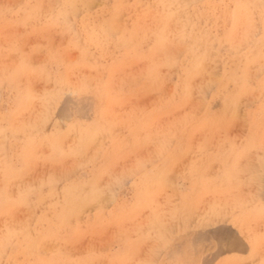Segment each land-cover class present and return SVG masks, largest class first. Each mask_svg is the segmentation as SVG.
Here are the masks:
<instances>
[{"label": "rangeland", "instance_id": "rangeland-1", "mask_svg": "<svg viewBox=\"0 0 264 264\" xmlns=\"http://www.w3.org/2000/svg\"><path fill=\"white\" fill-rule=\"evenodd\" d=\"M262 154L264 0H0V264H264Z\"/></svg>", "mask_w": 264, "mask_h": 264}, {"label": "bare ground", "instance_id": "bare-ground-1", "mask_svg": "<svg viewBox=\"0 0 264 264\" xmlns=\"http://www.w3.org/2000/svg\"><path fill=\"white\" fill-rule=\"evenodd\" d=\"M131 1V0H130ZM171 1H178V0H167V2H171ZM254 1H256V0H252V2H254ZM196 2V1H195ZM95 3V2H94ZM187 3H189V2H187ZM186 3V4H187ZM192 3H194V2H192ZM197 3V2H196ZM86 4V3H85ZM150 4V3H149ZM184 5V4H183ZM191 5V4H190ZM187 6V5H186ZM184 7V6H183ZM229 7H230V5H229ZM169 9V8H168ZM251 12H253V10L251 11ZM58 13V12H57ZM259 13H261V11H259ZM186 14V13H185ZM189 14V13H188ZM181 15V14H180ZM232 15V14H231ZM58 16V15H57ZM191 16V15H190ZM186 17V16H185ZM184 17V18H185ZM183 18V17H182ZM203 18V17H202ZM199 22H200V19H199ZM218 22V21H217ZM230 22V21H229ZM208 23V22H207ZM222 23V22H221ZM185 24V23H184ZM195 24H196V22H195ZM202 24V23H201ZM224 24V23H223ZM208 25V24H207ZM226 24H224V26H225ZM223 26V27H224ZM227 26H228V23H227ZM226 26V27H227ZM257 26V25H256ZM221 28V27H220ZM225 28V27H224ZM259 28V27H258ZM230 29V28H229ZM228 29V30H229ZM186 30H188V29H186ZM224 30V29H223ZM251 30V29H250ZM253 30V29H252ZM173 31V30H172ZM185 31V30H184ZM164 33V32H163ZM172 35V34H171ZM221 36V35H220ZM197 38V37H196ZM206 39V38H205ZM221 40V39H220ZM204 42H206L205 40H203ZM209 41V40H208ZM183 42H184V40H183ZM210 43V42H209ZM234 43V42H233ZM232 43V44H233ZM236 43V42H235ZM185 44H186V42H185ZM184 44V45H185ZM224 44V43H223ZM237 44V43H236ZM250 43H248V45H249ZM225 45V44H224ZM197 46H199V45H197ZM203 47V46H202ZM220 47V46H219ZM218 47V48H219ZM200 50V49H199ZM222 50V49H221ZM230 50V49H229ZM220 51L218 50V54H220L219 53ZM239 52V51H238ZM232 53V52H231ZM222 54V53H221ZM219 56V55H218ZM191 63H193L192 65V72L194 71V70H196L197 68H198V70L200 71L201 70V68H202V65H204V64H202V61H203V59H204V54H199V53H195V52H193L192 54H191ZM86 58V57H85ZM242 59V58H241ZM218 61H219V59H218ZM219 67V66H218ZM220 68V67H219ZM232 68V67H231ZM242 69H244V67L242 68ZM229 75H228V78H230V79H239V80H241L242 78H243V80L245 79V77L244 76H239L238 74H237V71H236V69L235 68H232V69H230L229 70ZM225 77V76H224ZM227 78V79H228ZM221 79V77L219 78V79H217V80H220ZM229 87V86H228ZM255 87V86H254ZM86 89V88H85ZM212 89V88H211ZM232 94H234V93H232ZM261 95H262V93H261ZM19 101V100H18ZM257 101H259V100H257ZM261 101V100H260ZM231 106V105H230ZM229 106V107H230ZM228 111V110H227ZM217 113V112H216ZM227 114V113H226ZM249 115V114H248ZM250 116V115H249ZM248 116V117H249ZM259 116H260V114H259ZM258 117V116H257ZM219 117H217V119H218ZM249 118H251V116L249 117ZM217 119H216V121H217ZM213 122V121H212ZM247 123V122H246ZM254 125H256V124H254ZM257 127L259 126V125H256ZM259 134H261V132L260 131H257V132H254V133H252L251 135L249 134V138L245 141V147H246V149H247V152H248V154H250V152L252 151V146H253V144H252V142H254V141H257V139H255V140H253V136H255V137H258V135ZM216 136V135H215ZM253 140V141H252ZM244 150H245V148H243ZM242 149V150H243ZM228 150H229V148H228ZM251 150V151H250ZM254 150V149H253ZM217 152H219V151H217ZM246 152V153H247ZM259 152H261V151H259ZM237 153H241L240 155H237ZM254 153V152H253ZM258 153V152H257ZM221 154V153H220ZM222 154H224L223 156H217L216 157V159L218 160V163L220 162V163H222V165L224 164L225 165V163L227 164H231V162H230V159L233 157V156H237V158H235V159H238L239 157L240 158H242L241 156H242V152L241 151H239V150H234V149H230L228 152L226 151V153H222ZM259 154V153H258ZM256 155V154H255ZM254 155V156H255ZM260 155V154H259ZM205 156V155H204ZM248 157H249V155H248ZM257 157V156H256ZM263 157H264V154H262L261 156H259V159L260 160H262L263 159ZM203 158V157H202ZM213 158V157H212ZM246 159H249V158H246ZM255 160V159H254ZM253 160V161H254ZM2 161V160H1ZM203 160H201L200 162H202ZM233 162H235V161H233ZM238 162V161H237ZM245 162H248L249 163V161H246L245 160ZM236 163V162H235ZM247 163V165L239 172L237 169H238V166L240 165V164H242V163H237L238 164V166H237V169L234 167V164H233V166L230 168L229 167V170H228V172H226L227 174H225V175H221V174H219V173H217L216 172V174H214V178H223V177H225V178H227V179H234L235 177H237V178H239V176H238V174L239 173H244V178H245V180L246 181H248V180H251V178H255V179H257L258 181H260V180H262L263 179V177H264V170L262 169V167L261 166H259L258 168H255V167H253V166H250V164H248ZM262 163L264 164V161H262ZM255 164V163H254ZM255 166V165H254ZM256 166H258V165H256ZM243 167V166H242ZM241 167V168H242ZM2 169V168H1ZM221 169V168H220ZM219 169V170H220ZM204 170V169H203ZM219 170H217V171H219ZM205 171V170H204ZM223 171H224V169H223ZM13 172V171H12ZM221 173H223V172H221ZM236 173H237V175H236ZM246 173V174H245ZM6 174V173H5ZM243 175V174H242ZM2 178V177H1ZM6 178V177H5ZM198 179V178H197ZM237 180V179H236ZM255 181V180H254ZM254 181H252V182H254ZM4 182V181H3ZM203 183H205L204 181H202ZM249 182V181H248ZM264 181H262V183H263ZM195 183V182H194ZM237 184V185H234V184ZM234 184H233V186L231 187V186H229V187H227V188H225L226 190H228V188L229 189H237L238 187H241V186H239L240 185V182H235ZM257 183V182H256ZM196 184H198V183H196ZM223 184V183H222ZM227 184H228V182H227ZM244 184H245V182H244ZM248 184H251V182L250 183H248ZM221 185V184H220ZM258 185V184H257ZM262 185H264V184H262ZM195 186V185H194ZM200 186V185H199ZM202 186H204V185H202ZM245 185H243V187H244ZM6 187V186H5ZM196 187V186H195ZM242 187V188H243ZM256 187V186H255ZM17 188V187H16ZM214 188H217V187H214ZM27 189V188H26ZM218 189V188H217ZM224 189V190H225ZM195 190V189H194ZM202 190V189H201ZM216 190V189H215ZM224 190H221V191H224ZM238 191H240V190H238ZM237 191V192H238ZM210 192V191H209ZM212 192H214L215 193V191H212ZM216 192H217V190H216ZM263 193V190L262 191H260L259 193H258V195L260 194V193ZM254 193V192H253ZM238 196H240V195H238ZM259 196H261V195H259ZM236 197V196H235ZM263 197V196H262ZM264 198V197H263ZM244 199V198H243ZM259 199V198H258ZM259 200H261V199H259ZM240 201H241V198H240ZM240 201H238L237 203H236V205H235V208L234 209H238V210H243V209H245V208H247V207H250L251 206V204H247V203H243V202H240ZM260 204H261V201L259 202ZM231 205V204H230ZM233 205V204H232ZM256 206H257V204H255ZM259 205V204H258ZM261 208V211H264V203H263V207H262V204H261V206H260ZM240 212V211H239ZM257 212H259V210L257 211ZM263 213V212H262ZM214 214V213H213ZM212 214V216H214L215 217V215H213ZM240 214H242L241 216H234L233 217V220H234V222L235 221H237V224H239L240 223V225L242 224V225H245L246 223L248 224V222H250L251 220H249L251 217H252V215H251V213H250V211H246L245 213H241L240 212ZM217 215V214H216ZM214 217H212L211 218V221L212 222H216V220H215V218ZM257 222V221H256ZM229 225V224H228ZM225 227V226H224ZM191 231V230H190ZM189 232V231H188ZM217 232V231H216ZM199 233H200V231H199ZM201 234V233H200ZM213 234V233H212ZM248 234H251V233H248ZM220 235V234H219ZM225 235V234H224ZM211 237H213V235L211 236ZM197 238V237H196ZM217 238V237H216ZM220 238V237H219ZM225 238V237H224ZM201 239V238H200ZM200 239H198V240H200ZM213 240V239H212ZM222 240V239H221ZM243 240L245 241V242H247L248 244H247V246H249V252L250 253H254L255 251H257L256 249H257V246H258V244L259 243H262L263 241H264V235H253L252 237L249 235V236H247V237H243ZM220 241V240H219ZM235 242V241H234ZM219 243H221V242H219ZM201 244V243H200ZM199 244V245H200ZM208 244V243H207ZM209 245V244H208ZM207 245V246H208ZM229 245V244H228ZM203 247H204V245H203ZM221 247V246H220ZM207 248V247H206ZM211 248H212V246H211ZM210 248V249H211ZM248 248V247H247ZM204 249V248H203ZM208 249V248H207ZM233 257H234V255H233ZM254 258V257H253ZM259 258V257H258ZM258 260H260V259H258ZM263 261H264V259H263ZM186 264V263H185ZM193 264V263H192Z\"/></svg>", "mask_w": 264, "mask_h": 264}, {"label": "snow or ice", "instance_id": "snow-or-ice-1", "mask_svg": "<svg viewBox=\"0 0 264 264\" xmlns=\"http://www.w3.org/2000/svg\"><path fill=\"white\" fill-rule=\"evenodd\" d=\"M181 264H185V262H181Z\"/></svg>", "mask_w": 264, "mask_h": 264}]
</instances>
